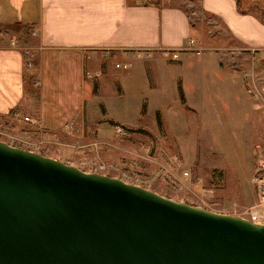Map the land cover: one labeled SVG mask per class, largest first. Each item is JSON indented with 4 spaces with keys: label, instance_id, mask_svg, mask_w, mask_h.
<instances>
[{
    "label": "rangeland",
    "instance_id": "rangeland-1",
    "mask_svg": "<svg viewBox=\"0 0 264 264\" xmlns=\"http://www.w3.org/2000/svg\"><path fill=\"white\" fill-rule=\"evenodd\" d=\"M191 2L187 11L196 37L194 46L183 51L191 66L180 64V51L179 60L157 51H134L128 62L114 57L107 74L90 81L95 94L85 100L83 121L79 116L50 131L14 117L0 118V140L176 201L242 213L256 200L251 178L258 146L264 148V81L259 96L244 88L238 97L239 86L228 74L248 71L252 57L237 48L220 23L200 12L197 0ZM207 72L214 75L195 82L203 91L196 97L201 112L195 115L180 101L187 93L185 79ZM125 75L134 80L121 83ZM256 102L263 110H255Z\"/></svg>",
    "mask_w": 264,
    "mask_h": 264
},
{
    "label": "water",
    "instance_id": "water-1",
    "mask_svg": "<svg viewBox=\"0 0 264 264\" xmlns=\"http://www.w3.org/2000/svg\"><path fill=\"white\" fill-rule=\"evenodd\" d=\"M0 264H264V223L0 140Z\"/></svg>",
    "mask_w": 264,
    "mask_h": 264
},
{
    "label": "crops",
    "instance_id": "crops-1",
    "mask_svg": "<svg viewBox=\"0 0 264 264\" xmlns=\"http://www.w3.org/2000/svg\"><path fill=\"white\" fill-rule=\"evenodd\" d=\"M197 1L200 12L220 23L237 48L252 57L248 71L237 77L225 72L239 86L238 97L247 88L259 96L264 81V0ZM191 4V0H0V118L25 121L23 117L29 116L26 123L50 131L79 116L83 121L85 100L95 94L90 81L98 80L101 72L107 74L111 59L119 56L128 62L134 51L180 50V64L191 66L183 52L194 46L188 40L196 37L187 11ZM153 62L159 66L158 59ZM211 75L186 76L187 93L180 101L195 115L201 112L196 97L203 92L195 82ZM129 76L119 81L134 80ZM161 94L156 92V97ZM253 105L257 112L263 110L260 102Z\"/></svg>",
    "mask_w": 264,
    "mask_h": 264
},
{
    "label": "built area",
    "instance_id": "built-area-1",
    "mask_svg": "<svg viewBox=\"0 0 264 264\" xmlns=\"http://www.w3.org/2000/svg\"><path fill=\"white\" fill-rule=\"evenodd\" d=\"M193 39L188 40V45L193 44ZM11 44H14L11 41ZM180 50H163V54L171 59H177ZM147 51H137V53H142ZM120 64L116 66L119 67ZM126 67V65H124ZM25 121L29 120L28 116H24ZM119 130V127L117 128ZM251 182L255 188L256 200L247 209L242 211L239 215L249 219L253 223H264V148L258 146V150L255 154V169L252 174ZM211 192V190H209Z\"/></svg>",
    "mask_w": 264,
    "mask_h": 264
},
{
    "label": "trees",
    "instance_id": "trees-1",
    "mask_svg": "<svg viewBox=\"0 0 264 264\" xmlns=\"http://www.w3.org/2000/svg\"><path fill=\"white\" fill-rule=\"evenodd\" d=\"M237 2H239L238 0H237ZM239 4V3H238ZM14 146H16V145H14ZM18 147V146H17ZM42 154V153H41ZM213 175H215V173L213 172ZM220 175V174H219Z\"/></svg>",
    "mask_w": 264,
    "mask_h": 264
}]
</instances>
